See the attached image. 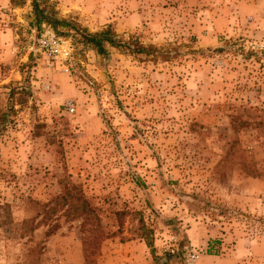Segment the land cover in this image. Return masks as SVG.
<instances>
[{"label":"rangeland","instance_id":"obj_1","mask_svg":"<svg viewBox=\"0 0 264 264\" xmlns=\"http://www.w3.org/2000/svg\"><path fill=\"white\" fill-rule=\"evenodd\" d=\"M49 1L148 49L0 0V264H264V0Z\"/></svg>","mask_w":264,"mask_h":264},{"label":"trees","instance_id":"obj_2","mask_svg":"<svg viewBox=\"0 0 264 264\" xmlns=\"http://www.w3.org/2000/svg\"><path fill=\"white\" fill-rule=\"evenodd\" d=\"M32 6V13L34 18L32 24L35 25L39 31L42 29V25L46 24L50 26L57 35L66 37L72 36L75 38L77 43H81L82 45L87 47L92 46L99 53H106L107 45L112 47L125 48L132 52L138 53H141L148 49V47L144 46L137 40H131L129 42L122 41L118 38L117 34L111 26H107L100 31L91 32L88 28L83 27L74 19L62 18L59 16L58 11L55 9L53 4L50 3L49 0H32ZM5 117H7L5 113L0 115V126L1 124H5V121L7 120V118ZM140 229L143 230L142 237L147 238L148 244L154 252L155 247L149 237L152 233V230L146 226L143 220ZM183 254L184 253L182 252L181 248H179L171 252L167 251L164 257L168 262H170L182 259L184 256ZM155 259L160 261L163 259V257L155 255ZM182 264L185 263H183L182 261Z\"/></svg>","mask_w":264,"mask_h":264},{"label":"built area","instance_id":"obj_3","mask_svg":"<svg viewBox=\"0 0 264 264\" xmlns=\"http://www.w3.org/2000/svg\"><path fill=\"white\" fill-rule=\"evenodd\" d=\"M52 37L54 38L55 37V34L52 33Z\"/></svg>","mask_w":264,"mask_h":264}]
</instances>
